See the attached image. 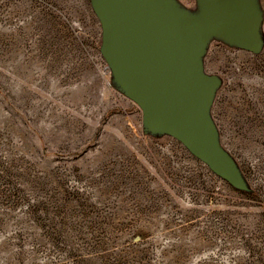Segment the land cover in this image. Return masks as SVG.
<instances>
[{
    "label": "rangeland",
    "instance_id": "374dc122",
    "mask_svg": "<svg viewBox=\"0 0 264 264\" xmlns=\"http://www.w3.org/2000/svg\"><path fill=\"white\" fill-rule=\"evenodd\" d=\"M165 1L203 16V0ZM252 8L255 48L212 31L201 55L232 185L145 123L91 0H0V264H264V0Z\"/></svg>",
    "mask_w": 264,
    "mask_h": 264
},
{
    "label": "water",
    "instance_id": "95a60500",
    "mask_svg": "<svg viewBox=\"0 0 264 264\" xmlns=\"http://www.w3.org/2000/svg\"><path fill=\"white\" fill-rule=\"evenodd\" d=\"M102 26L101 54L145 123L183 143L232 185L238 175L208 114L216 79L204 73L207 36L222 31L252 48L253 0H203L192 20L165 0H91Z\"/></svg>",
    "mask_w": 264,
    "mask_h": 264
}]
</instances>
